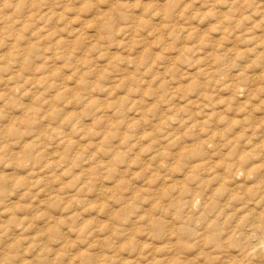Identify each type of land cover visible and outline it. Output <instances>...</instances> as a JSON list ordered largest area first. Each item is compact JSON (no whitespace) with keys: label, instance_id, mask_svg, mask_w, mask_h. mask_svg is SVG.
Instances as JSON below:
<instances>
[{"label":"rangeland","instance_id":"rangeland-1","mask_svg":"<svg viewBox=\"0 0 264 264\" xmlns=\"http://www.w3.org/2000/svg\"><path fill=\"white\" fill-rule=\"evenodd\" d=\"M263 160L264 0H0V264H264Z\"/></svg>","mask_w":264,"mask_h":264},{"label":"bare ground","instance_id":"bare-ground-1","mask_svg":"<svg viewBox=\"0 0 264 264\" xmlns=\"http://www.w3.org/2000/svg\"><path fill=\"white\" fill-rule=\"evenodd\" d=\"M256 81H258V78L254 77L253 82H256ZM14 91H15V90H14ZM259 152H260V150H259ZM260 155H261V154H260ZM260 155H259V156H260ZM256 164H257V163H256ZM262 164H263L262 166L264 167V160L262 161ZM213 166H214V165H213ZM254 166H255V165H254ZM257 166H258V165H257ZM259 166H260V165H259ZM206 167H207V166H206ZM260 167H261V166H260ZM261 169H262V168L252 167V169L248 171L249 174H246V175H250V174H252V173H253L252 175H254L255 173L258 174V173H260V172L263 170V169H262V170H261ZM204 170H205V169H204ZM234 174H236V173H234ZM235 176H236V175H235ZM235 176H234V177H235ZM261 176H264V175H261ZM236 177H237V176H236ZM262 178L264 179V177H262ZM6 179H7V178H6ZM6 179H5V180H6ZM236 179H237V178H236ZM259 179H260V177H259ZM3 180H4V179H1V182H3ZM4 182H5V181H4ZM4 182H3V183H4ZM258 183H259V181H258ZM262 183H263V182H262ZM240 187H241V186H240ZM226 188H227V187H226ZM259 188H260L259 191H258V189H257L258 192H257V191H255V192L257 193V195L260 194V198H263V197H262V194H261V192L263 191V188L260 187V186H259ZM239 189H240V188H239ZM241 189H242V188H241ZM254 189H256V188L254 187L253 190H254ZM253 190H252V191H253ZM233 191H235V190H233ZM252 191H251V192L249 191V192L254 194V191H253V192H252ZM247 192H248V191H247ZM250 193H249V194H250ZM225 195H227V194H225ZM251 195H252V194H251ZM257 195H256V196H257ZM228 196H229V193H228ZM246 197H247V196H246ZM249 197H250V196H249ZM220 198H222V197H220ZM229 198H230V197H229ZM253 198H255V197H253ZM217 199H218V198H217ZM247 199H248V198H246V200H247ZM229 200H230V199H229ZM229 200H228V201H229ZM236 200H237V199H236ZM225 201H226V200H225ZM249 201H250V200H249ZM232 202H233V201H232ZM234 202H235V201H234ZM237 202H238V201H237ZM194 203H195V202H194ZM249 203H250V202H249ZM249 203H248V205H250ZM258 203H260V202H258ZM246 204H247V203H246ZM256 204H257V203H256ZM256 204H254L255 207L258 205V204H257V205H256ZM193 206H194V205H193ZM215 206H216V205H215ZM250 206H251V205H250ZM72 207H73V206H72ZM205 207H206V206H205ZM227 207H228V206H227ZM245 207H246V205H245ZM245 207H243V209H245ZM211 208H212V206H211ZM246 208H248V207H246ZM205 210H206V209H205ZM207 210H209V209H207ZM239 210H240V209H239ZM250 210H252V209H250ZM254 210H255V209H254ZM209 211H210V210H209ZM237 211H238V210H237ZM240 211H241V210H240ZM210 212H211V211H210ZM201 213H202V212H201ZM218 215H219V213H218ZM201 216H202V215H201ZM200 219H201V218H200ZM203 219H204V218H203ZM232 220H233V219H232ZM241 220H242V218H240V219H239V222H237V224H235V226L232 227L233 229L231 228V229H232V230H231V234H232V236L235 235V234H237V233H238L239 235H242V236H243V234L240 233V232L238 231L239 228L241 229V231H244V229H243V225H242V223H240ZM72 221H73V220H72ZM190 221H191V220H190ZM214 221H215V220H214ZM217 222H218V221H217ZM217 222H215V223H217ZM230 222H232V221H230ZM230 222H229L228 224H230ZM241 222H242V221H241ZM234 223H235V222H234ZM5 224H6V223H5ZM210 224H211V223H210ZM259 224H260V222H259V218H253V217H252V218L249 219V227H251V228H257V227L259 226ZM212 225H213V224H212ZM218 225H219V224H218ZM189 226H190V225H189ZM219 226H220V225H219ZM219 226H218V227H219ZM225 227H227V226H225ZM188 228H189V227H188ZM188 228H187V230H188ZM53 229H55V228H53ZM53 229H52V230H53ZM209 229H210V228H209ZM189 231H190V230H189ZM208 233H209V232H208ZM59 234H60V233H58V235H59ZM209 235H210V234H209ZM245 235H246V234H245ZM220 238H221V237H220ZM205 239H206V238H205ZM209 239H210V238H209ZM221 239H222V238H221ZM221 239H220V240H221ZM220 240H218V241H217V240H214V242L218 244ZM206 241H207V240H206ZM208 242H209V241H208ZM221 242H222V241H221ZM221 242H220V243H221ZM212 244H213V243H212ZM217 244H215V245H217ZM220 247H221V246H220ZM214 248H215V247H214ZM218 251H220V250H218ZM250 251L253 252L255 255H257V254H260L261 252H263V251H264V248H261V247H260V243H257V244H255V245L252 246V248H251ZM202 252H203V251H202ZM220 252H221V251H220ZM201 254H202V253H201ZM208 254H209V253H208ZM229 254H230L229 252L223 250L222 253H221V255H220V258H219V259H220L219 263H221V264H233V263H234V260H233L232 256H230ZM204 255H205V253H204ZM210 256H211V255H210ZM210 256H209V257H210ZM217 257H219V256H217ZM259 259H260V258H259ZM260 260H261V259H260ZM262 260H263V259H262ZM217 261H218V260H217ZM46 262H47V261H46ZM97 263H98V262H97ZM210 264H211V263H210ZM261 264H262V263H261Z\"/></svg>","mask_w":264,"mask_h":264}]
</instances>
